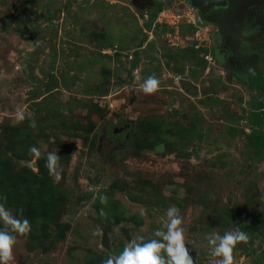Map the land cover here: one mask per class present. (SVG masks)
<instances>
[{
    "label": "rangeland",
    "instance_id": "rangeland-1",
    "mask_svg": "<svg viewBox=\"0 0 264 264\" xmlns=\"http://www.w3.org/2000/svg\"><path fill=\"white\" fill-rule=\"evenodd\" d=\"M249 37L223 47L190 0H0V203L31 224L10 264H102L159 239L171 206L194 264L213 259L206 234L235 230L233 264H264V149L248 144L264 51Z\"/></svg>",
    "mask_w": 264,
    "mask_h": 264
},
{
    "label": "clouds",
    "instance_id": "clouds-1",
    "mask_svg": "<svg viewBox=\"0 0 264 264\" xmlns=\"http://www.w3.org/2000/svg\"><path fill=\"white\" fill-rule=\"evenodd\" d=\"M159 89V81L155 75L147 77L140 86L144 94H155ZM26 118L30 119V127L35 128L36 122L25 111L17 110L14 122L19 124ZM30 154L39 158L41 153L35 146L30 147ZM60 156L57 152H49L46 157L45 167L55 183L61 180L59 169ZM6 201V197L3 198ZM105 198L101 197V202ZM21 214L23 209L20 210ZM103 215V211L101 212ZM166 231L157 229L153 238L144 241L143 237L132 238L118 255H110L102 261V264H194L193 258L186 247L184 229L181 227L183 220L180 210L171 206L167 209ZM0 222L3 228L0 229V264H10L13 260V246L16 243L17 235L27 236L31 231V224L27 218L18 219L13 213L0 203ZM13 233L17 235H13ZM209 245L210 255L213 257L209 264H233V249L240 243H247L248 236L245 232L235 230L227 231L223 236L216 232L205 235ZM163 253V254H162Z\"/></svg>",
    "mask_w": 264,
    "mask_h": 264
},
{
    "label": "flooded vegetation",
    "instance_id": "flooded-vegetation-1",
    "mask_svg": "<svg viewBox=\"0 0 264 264\" xmlns=\"http://www.w3.org/2000/svg\"><path fill=\"white\" fill-rule=\"evenodd\" d=\"M261 1L262 0H232L231 5L229 1L226 7L214 6L208 11V17L218 19L216 22L219 26V35L221 36L223 47L227 46L230 50L234 51V53L242 51V45L244 43H250L249 36L251 34L252 39H254L257 44H260L257 45V51H255V53L264 51V29H261L262 27H257L261 32H252V26L249 21L251 15L257 17L256 13L262 14V11L259 9V3ZM229 5L230 7L227 8Z\"/></svg>",
    "mask_w": 264,
    "mask_h": 264
},
{
    "label": "trees",
    "instance_id": "trees-1",
    "mask_svg": "<svg viewBox=\"0 0 264 264\" xmlns=\"http://www.w3.org/2000/svg\"><path fill=\"white\" fill-rule=\"evenodd\" d=\"M259 9L262 11V14H264V0H262L259 3ZM259 75V74H258ZM263 79L261 75L257 76V82L258 80ZM264 88V85H259V87ZM249 125L251 132L248 134V144L254 149V151L257 154H262L264 149V132L263 126H264V109L260 106L255 107L251 110L249 114ZM157 144H161V142L157 141ZM263 156H261L262 158ZM252 226L250 225H244V230H250Z\"/></svg>",
    "mask_w": 264,
    "mask_h": 264
},
{
    "label": "water",
    "instance_id": "water-1",
    "mask_svg": "<svg viewBox=\"0 0 264 264\" xmlns=\"http://www.w3.org/2000/svg\"><path fill=\"white\" fill-rule=\"evenodd\" d=\"M190 1L192 5L198 8L201 19L209 20V21H218V19L216 18L214 19L213 17H208L207 16L208 11L214 6L226 7L229 1L231 5L232 0H190ZM230 5L227 8H229ZM124 123L126 124V126L130 125V122H124Z\"/></svg>",
    "mask_w": 264,
    "mask_h": 264
},
{
    "label": "built area",
    "instance_id": "built-area-1",
    "mask_svg": "<svg viewBox=\"0 0 264 264\" xmlns=\"http://www.w3.org/2000/svg\"><path fill=\"white\" fill-rule=\"evenodd\" d=\"M162 13V12H161Z\"/></svg>",
    "mask_w": 264,
    "mask_h": 264
}]
</instances>
